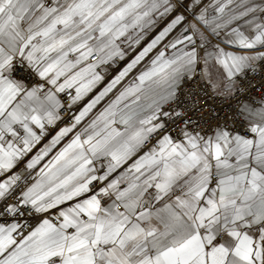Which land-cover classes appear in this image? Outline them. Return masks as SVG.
<instances>
[{"label":"snow or ice","instance_id":"obj_1","mask_svg":"<svg viewBox=\"0 0 264 264\" xmlns=\"http://www.w3.org/2000/svg\"><path fill=\"white\" fill-rule=\"evenodd\" d=\"M258 70L264 0H0V264H264Z\"/></svg>","mask_w":264,"mask_h":264},{"label":"built area","instance_id":"obj_2","mask_svg":"<svg viewBox=\"0 0 264 264\" xmlns=\"http://www.w3.org/2000/svg\"><path fill=\"white\" fill-rule=\"evenodd\" d=\"M124 63L125 61L120 62V67H122ZM115 72L116 69L112 70L110 75H114ZM249 80H251L253 87L249 90L247 95L250 99L258 102L260 97L259 85L264 83V70H258L255 74H250ZM189 87L199 92L201 97L200 103L201 105L205 106L203 119L201 121L203 126L214 127L218 121L222 123L225 119L228 120L229 126H231V114L233 108L235 107L234 102H232L233 108H230L229 102L217 97L210 88L205 86L203 82H201L199 85H189ZM200 89H203V91H199ZM68 119L69 114L63 113V121L53 128L49 132L48 136L45 137V139L53 134L59 127L63 126L64 123L68 121ZM54 214L55 213H53V215ZM31 223L35 225L39 223V219L32 220Z\"/></svg>","mask_w":264,"mask_h":264},{"label":"crops","instance_id":"obj_3","mask_svg":"<svg viewBox=\"0 0 264 264\" xmlns=\"http://www.w3.org/2000/svg\"><path fill=\"white\" fill-rule=\"evenodd\" d=\"M205 2H208V0H205ZM163 23L164 22H161V27H163ZM158 30V29H157ZM154 34V33H153ZM150 38V37H149ZM138 50V49H137ZM135 53H132L131 55H134ZM131 55L128 57V59H130L131 58ZM64 126V125H63ZM63 126H61V127H63ZM60 128V127H59ZM59 128L56 130V131H58L59 130ZM56 131L53 133V134H51L49 137H47L46 139H44V140H42L41 142H40V144L39 145H37V149L39 148V147H42L43 146V144H45V143H47L48 142V140H50L51 139V137L53 136V135H55V133H56ZM59 147V146H58ZM34 151H35V149H34Z\"/></svg>","mask_w":264,"mask_h":264}]
</instances>
